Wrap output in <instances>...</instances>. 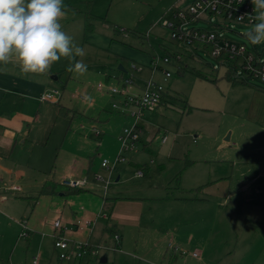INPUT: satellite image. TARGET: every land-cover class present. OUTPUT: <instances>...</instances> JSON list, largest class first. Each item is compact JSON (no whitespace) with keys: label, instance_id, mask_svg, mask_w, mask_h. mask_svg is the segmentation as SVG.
<instances>
[{"label":"rangeland","instance_id":"1","mask_svg":"<svg viewBox=\"0 0 264 264\" xmlns=\"http://www.w3.org/2000/svg\"><path fill=\"white\" fill-rule=\"evenodd\" d=\"M192 2L64 0L67 15L61 23L84 49V57L76 59L88 70L82 76L70 73L63 58L52 65L57 76L50 88L62 94L63 107L42 101L40 120L16 150L14 158L25 172L6 185L24 190L11 189L10 208H0V264H74L61 261L54 247L52 223L58 216L70 226L78 218L80 228L93 232L88 243L99 260L86 255L81 264H264V79L244 68L243 57H217L209 45L171 38L163 20H175L173 6L185 9ZM87 20L93 24L90 32ZM192 24L230 45L245 44L246 55L264 60V43L251 45L244 36L251 24L223 15L187 28ZM137 51L145 61L133 56L141 55ZM154 57H170L163 65L172 72L169 78L161 68L152 69ZM132 64L140 69L132 71ZM0 71L18 86L45 75H26L15 62L0 64ZM127 76H133L134 95L150 79L162 85L163 104L154 111L135 103L113 108L121 96L107 88L122 86ZM82 87L90 101L73 97ZM39 103L33 104L34 113ZM134 113L143 125L140 139L134 149L122 151L118 137L135 123ZM70 171L87 176L93 191L77 195L63 187L65 178L81 179L65 177ZM45 184H56V193L41 192ZM102 196L117 197L111 219L99 216L86 225L82 214L74 218L75 211L108 215ZM133 210L142 218L138 227L125 224ZM193 236L197 241H190ZM104 254L107 263L100 262Z\"/></svg>","mask_w":264,"mask_h":264},{"label":"built area","instance_id":"2","mask_svg":"<svg viewBox=\"0 0 264 264\" xmlns=\"http://www.w3.org/2000/svg\"><path fill=\"white\" fill-rule=\"evenodd\" d=\"M253 7L251 0H193L185 9L173 6L171 8V13L175 20L164 19L162 25L171 30L172 39L186 41L188 43H201L204 44V46L209 45L212 48L211 54L214 56L225 57V55H228L230 59H239L243 57L245 62H247L244 68L249 70L254 76L264 79V60H256L254 56L249 54L246 55L245 53L248 51L245 44L236 43L230 45L227 41H220L215 34L201 28H196L193 24L192 27L187 28L190 23H194L198 19H205L206 16L210 15H223L224 19L228 21L234 20L251 24L250 16L255 15ZM177 59L180 60V56H178ZM170 61V57H154L151 61V67L153 70L161 68L165 73V77L169 78L172 72L163 68L162 64L170 63ZM131 68L133 70L140 69L135 64H132ZM133 83V76H127L123 79L122 86L107 88L112 96L116 94L121 96L119 100L112 103V107H126L135 103L140 109L151 111L157 109L164 93L163 86L153 81V79H150L144 82L140 93L134 95L130 92V85ZM98 87L102 89L104 85L99 84ZM41 99L56 101L60 99V92L56 89H50L41 95ZM132 116L135 117V123L131 127L124 128L118 137L121 142L122 151L134 149L140 139L141 122L139 113H134ZM120 156H118V160L123 159V157ZM101 164L103 167H107L109 161L103 159ZM62 183L71 188H83L88 184L85 178L76 180H67L65 178ZM110 183V181H107L103 186L104 194ZM12 190H21V187L15 186L12 187ZM92 222L93 221L90 219L85 220L86 225H90ZM25 224L24 227L27 228ZM53 229L52 236L54 238V247L59 250V258H61V260H81L86 255H88V257L93 256L99 260L98 250L92 247L88 241H79L76 243V241L68 236L69 229L62 218L58 217L53 221ZM23 234L26 235V231ZM115 236L118 238V235L115 234ZM194 255H196V253H194Z\"/></svg>","mask_w":264,"mask_h":264},{"label":"clouds","instance_id":"3","mask_svg":"<svg viewBox=\"0 0 264 264\" xmlns=\"http://www.w3.org/2000/svg\"><path fill=\"white\" fill-rule=\"evenodd\" d=\"M255 15L244 36L251 45L264 43V0H251ZM64 0H0V64L15 62L24 74H47L54 62L69 61L66 71L82 76L85 51L64 31ZM84 100L90 101L88 96Z\"/></svg>","mask_w":264,"mask_h":264},{"label":"crops","instance_id":"4","mask_svg":"<svg viewBox=\"0 0 264 264\" xmlns=\"http://www.w3.org/2000/svg\"><path fill=\"white\" fill-rule=\"evenodd\" d=\"M133 56L136 57L138 61L140 62L141 60L145 61V58L143 57L144 55H142V53L141 55L133 54ZM163 65L165 64H162V67ZM119 66L123 68V69L119 68V70L123 71V73L128 72L127 69L122 64H120ZM130 69H132L131 66H130ZM132 71H137V70L132 69ZM51 73H52V70H50V74ZM51 75H52L51 79H49L47 82L44 81V78L46 77V74H45V75H41L42 76L41 81L39 80L33 81L32 79H28V81L25 82V80H21L18 86L17 81L11 82V77L3 73V71H0V208H5V207L10 208L12 199H10V197H8L7 194L8 192L12 191L11 190L12 187L18 186V187H21L20 191L24 190L23 187L20 185H11L8 187L6 184L9 181H12L13 178L20 179L23 176V173L25 172V170L22 167H20V165L18 164V161L15 160L14 158L15 153L20 144L27 142V137H29L32 127L34 126L35 122H38L40 120V110H41L42 105H44L42 103V101L44 100L41 99V95L45 93L46 90L49 91L50 89H52L50 88L52 79L56 78L57 76L56 74H51ZM84 89L85 87L80 88L81 91L76 90L75 94H73V97H77V99L84 100V93H85L83 92ZM136 89L139 91L140 86L137 85ZM37 96L39 100L37 99ZM61 99H62V94L60 93V99L54 101L56 102V104H59L60 108L63 107V104L61 103ZM38 102H41L39 103V109L37 110L38 112L34 113L33 104H37ZM65 113H66L65 114L66 118H68V116L70 118L72 117L71 116L72 113L71 112L69 113V110L65 111ZM142 126L143 125H141V127ZM164 141H165V138H163V142ZM78 174L79 173H77L76 171H70L67 174H65V177L66 175L72 176V177H78L81 179H83V177H87V176H84V174L83 175H78ZM5 176H7L8 178L5 179ZM60 184L63 187L70 189V187L63 185L62 182ZM45 186H47L48 189L50 188L48 191H45L48 195L52 196L53 194L56 193V190H55L57 186L56 184L55 185L45 184L42 187L41 192H44L43 189L45 188ZM93 186L95 185H92L88 182L86 186H84L83 188H81L80 191L74 194H77L81 191L91 192L95 188ZM69 192L73 193L71 190H69ZM60 195L65 196L66 194L62 192L60 193ZM106 199L107 200L114 199V203L112 204V207H110L112 201L106 202ZM106 199L104 196H102L100 200L103 201V206L107 210H109L108 215L107 213L105 215L104 213L102 214L101 211L97 213V215L95 216L93 215V212L91 210L84 211L83 213H78L75 211L73 214L74 218L78 216V214H82L79 216V218H85V219H95L96 218L97 219L99 216H102L104 218L109 217L111 219V215H112L111 211L116 206L117 197H106ZM120 199H122V197ZM38 203L40 204V201L38 198H36L35 205H37ZM140 205L142 206V203H140ZM129 216H130V220L125 222V224H127L128 226L138 227V223L142 219V218L141 219L139 218L138 212L133 210ZM58 217L61 218V216H58ZM77 219L75 221L76 224H72L71 226L67 221L64 220L69 229L68 236L74 241L76 240L91 241V235L93 232H91L89 228H83V226H81L80 228V222H79L80 220H77ZM29 221H30V218L27 220L26 225H28ZM125 224L123 225L125 227H128ZM41 225L45 226L46 223L42 222ZM190 241L191 242L197 241V238L193 236L191 237ZM75 261H72V263L74 264L77 263V261L76 262ZM81 263L82 261L80 260L79 264Z\"/></svg>","mask_w":264,"mask_h":264},{"label":"trees","instance_id":"5","mask_svg":"<svg viewBox=\"0 0 264 264\" xmlns=\"http://www.w3.org/2000/svg\"><path fill=\"white\" fill-rule=\"evenodd\" d=\"M194 25V24H193ZM93 30V24L89 21V20H87V22H86V26H85V31L86 32H90V31H92ZM165 92L163 93V96H162V99H161V102H160V104L159 105H161V104H163V102H164V100H165ZM140 126H141V123H140ZM50 189V188H49ZM48 189V187L47 186H45V188L43 189V191L45 192V191H48L49 190ZM70 190L73 192V193H76V192H78V191H80L81 190V188H71L70 187ZM106 199V198H105ZM109 201H112V203H111V206L110 207H112V204L114 203V199H112V200H107L106 199V202H109ZM89 258V257H88ZM84 259V258H83ZM83 259H81V261H83Z\"/></svg>","mask_w":264,"mask_h":264},{"label":"water","instance_id":"6","mask_svg":"<svg viewBox=\"0 0 264 264\" xmlns=\"http://www.w3.org/2000/svg\"><path fill=\"white\" fill-rule=\"evenodd\" d=\"M120 69H123L121 66H119ZM120 178V176L118 175L116 181H118ZM100 262L101 263H107L108 262V255L107 254H104L100 257Z\"/></svg>","mask_w":264,"mask_h":264}]
</instances>
